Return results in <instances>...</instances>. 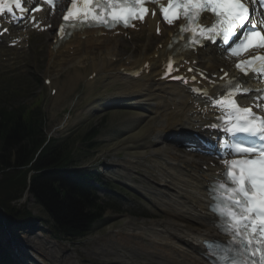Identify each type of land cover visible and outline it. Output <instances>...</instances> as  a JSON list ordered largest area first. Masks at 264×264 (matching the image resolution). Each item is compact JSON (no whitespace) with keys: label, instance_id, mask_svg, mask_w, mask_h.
Segmentation results:
<instances>
[{"label":"snow or ice","instance_id":"snow-or-ice-1","mask_svg":"<svg viewBox=\"0 0 264 264\" xmlns=\"http://www.w3.org/2000/svg\"><path fill=\"white\" fill-rule=\"evenodd\" d=\"M147 3L159 4L167 24L182 21L180 33L188 34L190 43L185 47L189 49L203 47L205 42L217 45L218 41L225 46V51L235 56L249 48L264 49V9L256 20L251 19L250 0H168L167 6L161 0H80L79 6L77 0H72L63 20L71 21L73 27L86 25L112 29L122 25L127 29L149 14ZM256 3L264 5V0H256ZM15 10L21 14L29 12L22 0H0V16L4 13L15 15ZM205 13L214 17L211 25L201 22L202 17L207 19ZM155 14V11L151 12V15ZM7 32V28L0 26V34ZM59 33H65L63 25ZM166 67L170 75L174 70L172 63ZM236 67L245 75L248 72L264 74V56L238 63ZM175 70L179 71L178 68ZM172 78L183 81L182 77ZM228 86L227 94L213 101L223 114L208 127L231 134L224 154L238 157L225 159L226 170L209 189L215 201L210 208L218 214L213 224L229 236V240L218 250L214 248L206 254L212 255L217 264H264V103L255 105L258 114L252 106H242L235 99L238 95H246L248 89H242L232 79ZM194 91L208 96L200 89ZM261 99L256 97L258 101Z\"/></svg>","mask_w":264,"mask_h":264},{"label":"bare ground","instance_id":"bare-ground-1","mask_svg":"<svg viewBox=\"0 0 264 264\" xmlns=\"http://www.w3.org/2000/svg\"><path fill=\"white\" fill-rule=\"evenodd\" d=\"M168 31L166 36L158 40L157 44H161L160 46L157 45L150 52L149 48L140 49L136 54L127 57L130 59L128 64L123 63L121 58L117 63L112 60L114 56H121L116 47L120 44L119 37L114 38L116 40L103 36L97 37L98 31L94 33L88 30L75 33L65 46L55 49L50 47L51 66L46 72L51 75L55 71H65V66L73 64V70L67 72L70 77L66 78V81L70 83L69 86L72 87L74 81L80 78L88 62L89 68L92 66L91 69L94 68L97 71V76L103 77L110 74L115 79L125 80L124 86L122 85L121 89L115 92L116 100H130L135 104L142 101L150 102L148 104L150 110L146 111V115L135 114L138 118H150L154 124L147 129L137 128V132L130 138L142 136L141 141L149 139L151 143L149 142L150 145L147 147L144 144L142 148L129 146L128 150L132 151L126 153L130 159L124 160L123 163L126 167L132 166L134 169L136 166L143 167L147 174L144 177L148 182L151 181L148 177L159 181L155 184V193L161 206H164L167 216L142 223L129 221L122 233L116 235L112 242L120 246L135 247L143 255L150 256L163 264H210L200 254L203 251L202 240L215 235V229L211 227L213 218L207 211L209 201L205 191L206 183L200 174L201 168L195 164L194 160L183 158L177 155L175 150H169L160 145L167 134L174 136L192 124V118L187 116L192 107L187 105L186 99L179 98L177 88L167 87L155 80L160 75L159 62L162 63L171 53L169 46L173 45L176 30ZM71 50L76 55L70 54ZM211 51L216 64L219 63L220 66L227 64L221 60L223 54H218L219 51L216 49ZM199 56H202L201 52L199 55L189 52L185 58L197 59ZM82 60L86 62L83 63ZM145 61L151 64L148 75L135 79L124 74L134 67H139ZM114 98L108 97L109 100ZM180 100L183 101L181 105ZM171 106L174 107V111L171 110ZM135 173L137 172L129 174ZM141 183L144 184L143 181ZM27 250L30 251V248L27 247ZM130 252L132 254V251ZM49 254L52 257L54 255L53 251ZM122 256L127 257L125 254Z\"/></svg>","mask_w":264,"mask_h":264},{"label":"rangeland","instance_id":"rangeland-1","mask_svg":"<svg viewBox=\"0 0 264 264\" xmlns=\"http://www.w3.org/2000/svg\"><path fill=\"white\" fill-rule=\"evenodd\" d=\"M48 37L49 35L43 36L41 41L44 42ZM38 40L39 38H37L36 42ZM48 45H46L42 52L36 47L29 54V67L25 73L20 75L21 77H25V79L21 80L19 78L18 80H12V83L6 82L5 86L9 87L6 90L0 91V107L14 103L32 105L37 102L44 113V129L47 135L52 128L58 126L59 129L56 131L55 136H66L75 131L73 139L77 140L78 135L95 128L98 131L96 147L90 152L80 151L77 155L81 157L80 164L82 165L96 162L110 163L105 169L107 179H109L108 185L101 184L98 187L97 194L104 203H112L114 206L107 210L106 216L94 226L91 234L78 243L63 241L61 238H52L46 230L47 227L45 225L41 226L39 221L36 225L42 227L41 230L34 229L33 233L21 232V240H25L26 242L29 240L33 241L30 252H32L36 260L31 261V263L41 264L44 261L46 264H128L127 260H123L118 255L128 254L129 251H132V254L135 256L131 258L127 257L130 261H135L138 264H163L158 260L152 259L150 256L135 254L134 252L137 250L134 247L117 246L112 242V239H115V236L119 235L120 231L124 229L129 221L142 223L148 220L162 219L165 215L167 216V213L164 210L165 214L163 213L162 207L151 196L145 195L140 197L135 190H140L139 185L144 179L142 176L146 174L144 168L137 166L135 169L132 166L131 168H127V170L122 168L124 165L123 161L130 159L127 153L130 152L128 147L132 145L131 141L136 142L133 146L137 147H140L141 143L150 144V141L146 139L141 141L142 136L141 138L130 137L138 129H147V124L151 122L148 121L147 123L140 119L134 120L133 118L136 117L134 110L117 107V104L106 106L101 111L94 110L91 113L85 111V106L89 103H87L88 97L86 92L78 84L75 90H70L68 84H65L66 82L69 83V81H66V78L70 77L67 72H71V69L73 70V64L65 66V71L53 72V76H57L59 84L62 87L64 86L63 91H60L62 97L60 100L62 101L53 102L48 97V92L42 86L41 80V77L45 75L49 52ZM82 62L86 61L82 60ZM88 67L87 62L82 71L85 73ZM82 74L80 77H82ZM94 82L92 81L86 84V86L91 88ZM20 86L23 89H19L18 87ZM121 86L122 81L103 77L97 81L92 95L88 94L90 96L89 100L93 99V104H95L100 101L102 96H108L106 95L107 93L115 92ZM24 87L28 88V90L21 94L24 91ZM63 121L64 123L61 125ZM128 122L131 124L129 125ZM77 145L80 146V143L78 142ZM167 146L169 145L167 144ZM132 160L136 161L137 159ZM146 164L148 165L149 163ZM130 170H133L132 172L137 171V173L134 175L128 174ZM128 176L132 177L128 178ZM28 201L29 205H34L33 197L30 196V200ZM23 235L24 239H22ZM103 245H112L114 248L103 247ZM101 247H103V250H109L101 251ZM122 248L126 253L121 250ZM52 251L53 257L49 254ZM34 252H37L38 256L33 254Z\"/></svg>","mask_w":264,"mask_h":264},{"label":"trees","instance_id":"trees-1","mask_svg":"<svg viewBox=\"0 0 264 264\" xmlns=\"http://www.w3.org/2000/svg\"><path fill=\"white\" fill-rule=\"evenodd\" d=\"M42 126L41 116L25 105L0 107V222H30L46 216L54 234L84 236L104 207L84 175L72 182L60 171L75 161V140L51 138L46 144ZM27 188L40 215L25 204L17 205ZM0 264H10L9 259L1 257Z\"/></svg>","mask_w":264,"mask_h":264}]
</instances>
